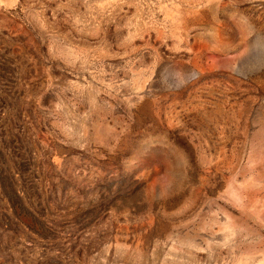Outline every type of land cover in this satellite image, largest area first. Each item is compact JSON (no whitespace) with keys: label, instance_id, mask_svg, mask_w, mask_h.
<instances>
[{"label":"rangeland","instance_id":"374dc122","mask_svg":"<svg viewBox=\"0 0 264 264\" xmlns=\"http://www.w3.org/2000/svg\"><path fill=\"white\" fill-rule=\"evenodd\" d=\"M0 264H264V0H0Z\"/></svg>","mask_w":264,"mask_h":264}]
</instances>
